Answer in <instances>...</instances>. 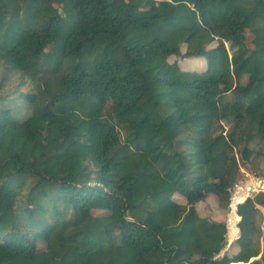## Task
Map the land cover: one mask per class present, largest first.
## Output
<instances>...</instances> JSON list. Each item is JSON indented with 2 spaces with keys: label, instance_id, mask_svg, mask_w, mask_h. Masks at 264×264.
<instances>
[{
  "label": "trees",
  "instance_id": "1",
  "mask_svg": "<svg viewBox=\"0 0 264 264\" xmlns=\"http://www.w3.org/2000/svg\"><path fill=\"white\" fill-rule=\"evenodd\" d=\"M256 159L264 0H0V264H264Z\"/></svg>",
  "mask_w": 264,
  "mask_h": 264
},
{
  "label": "rangeland",
  "instance_id": "2",
  "mask_svg": "<svg viewBox=\"0 0 264 264\" xmlns=\"http://www.w3.org/2000/svg\"><path fill=\"white\" fill-rule=\"evenodd\" d=\"M251 120H253V119H251ZM249 125H250V123H249ZM260 152L262 153L263 150ZM261 180H264V177L262 176V173H261L257 159L255 160V167H252L250 164H246V166H241L239 171H238V183L233 188L232 196H231V202H230L229 206H231V207L234 206L235 200H236L235 196L237 194L245 191V190H248V194L251 195L250 197H252L257 192H263L264 193V191H256L257 190L256 185ZM175 200H176V203H178V204H182V203L184 204V202H182V199L180 197H175ZM200 210L202 212H204L203 207ZM233 210H234V208H231L230 212H228L226 210L225 213L217 214V215H214L211 217V220L224 222L229 226L230 230H228V232H227L228 234H230L227 236V238L229 240H232L236 236V230L234 228L235 219H234V214L232 212ZM263 254H264V246H263V244H261V254L258 255L256 258L262 260V258L264 256Z\"/></svg>",
  "mask_w": 264,
  "mask_h": 264
},
{
  "label": "bare ground",
  "instance_id": "3",
  "mask_svg": "<svg viewBox=\"0 0 264 264\" xmlns=\"http://www.w3.org/2000/svg\"><path fill=\"white\" fill-rule=\"evenodd\" d=\"M249 123H250V126H251V129H252V133H253V136H254V127H253V121L249 118ZM255 142V141H254ZM255 144H256V146L259 148V150L260 151H262V148L255 142ZM255 184V183H254ZM256 188H257V190L256 191H264V181L263 180H261V181H259L258 183H257V185H256ZM241 194V196L240 197H238L237 199H236V201H242V200H244L247 196H248V191L247 192H245V193H240Z\"/></svg>",
  "mask_w": 264,
  "mask_h": 264
},
{
  "label": "clouds",
  "instance_id": "4",
  "mask_svg": "<svg viewBox=\"0 0 264 264\" xmlns=\"http://www.w3.org/2000/svg\"><path fill=\"white\" fill-rule=\"evenodd\" d=\"M263 181H264V180H263ZM237 183H238V179H237ZM237 183H236V184H237ZM236 184H235V185H236ZM234 187H235V186H234ZM234 187H233V188H234ZM233 188H232V191H233ZM250 196H251V195H250ZM250 196H247L246 198H249ZM238 197H239V194H237V195L235 196L236 199H237ZM246 198H245V199H246ZM245 199L242 200V201H240V200H239V201H236V200H235V205L232 206V208H234V210H233L232 212H233V214H234V219H235V222H234V228H235V230H236V236H235L232 240H229V239H228L229 243L232 242V241L237 237V234H238V230H237V227H236V223L238 222V217L235 215V209H236V206H237L238 204L244 202ZM227 209H228V208H227ZM226 225H227V224H226ZM228 230H230V228H229V226L227 225V232H228ZM228 235H230V234L227 233V236H228ZM262 244H263V242H262ZM263 255H264V254H263ZM253 259H254V258H253ZM262 259H264V256H263ZM250 260H251V259H250ZM250 260H249V262H250ZM254 260H255V259H254ZM258 260H260V259H258ZM252 261H253V260H252ZM262 262H263V260H262Z\"/></svg>",
  "mask_w": 264,
  "mask_h": 264
},
{
  "label": "water",
  "instance_id": "5",
  "mask_svg": "<svg viewBox=\"0 0 264 264\" xmlns=\"http://www.w3.org/2000/svg\"><path fill=\"white\" fill-rule=\"evenodd\" d=\"M261 105H259V106H255L254 108H252V109H250V111H249V118L250 119H252V116H251V113L253 112V111H255L258 107H260ZM253 121V120H252ZM253 127H254V123H253ZM253 134V133H252ZM254 139H253V143L255 144V142H256V140H255V129H254ZM255 141V142H254ZM256 145V144H255ZM231 206H229L228 207V209H227V211L228 212H230L231 211ZM263 246H264V244H263ZM255 260H258L257 258H254ZM254 259H251L250 261H252V260H254ZM263 260V263H264V259H262Z\"/></svg>",
  "mask_w": 264,
  "mask_h": 264
},
{
  "label": "built area",
  "instance_id": "6",
  "mask_svg": "<svg viewBox=\"0 0 264 264\" xmlns=\"http://www.w3.org/2000/svg\"><path fill=\"white\" fill-rule=\"evenodd\" d=\"M238 179V176H237ZM252 189V188H251ZM248 190L243 191V193L247 192ZM242 193V192H241ZM241 196V194L239 193V197ZM248 196H250V194H248Z\"/></svg>",
  "mask_w": 264,
  "mask_h": 264
}]
</instances>
